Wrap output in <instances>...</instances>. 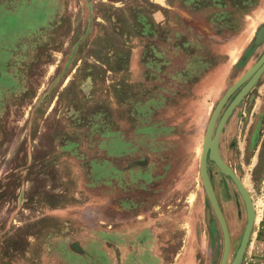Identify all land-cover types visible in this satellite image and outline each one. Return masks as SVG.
I'll use <instances>...</instances> for the list:
<instances>
[{
  "label": "rangeland",
  "instance_id": "374dc122",
  "mask_svg": "<svg viewBox=\"0 0 264 264\" xmlns=\"http://www.w3.org/2000/svg\"><path fill=\"white\" fill-rule=\"evenodd\" d=\"M262 27L264 0H0V264H221L219 128L227 264H264V72L211 127Z\"/></svg>",
  "mask_w": 264,
  "mask_h": 264
},
{
  "label": "water",
  "instance_id": "95a60500",
  "mask_svg": "<svg viewBox=\"0 0 264 264\" xmlns=\"http://www.w3.org/2000/svg\"><path fill=\"white\" fill-rule=\"evenodd\" d=\"M261 36H263V37L261 38ZM263 41H264V27H262L257 34L256 44L258 45V44L262 43ZM263 72H264V56L256 64V66L251 70V72H249L247 74V76H244L234 86H232L226 92V94L223 96V98L220 100V102H219V104H218V106H217V108H216V110L212 116L211 127H213L216 124L220 112L222 111V109L226 105L227 101L236 92V90H238L247 80L252 78L250 84H248V86L242 91V93L238 96V98L234 104L240 103L242 98L248 93V91L252 88V86H254V84L258 81V79L263 74ZM220 131H221V128H219V130H218L217 137L219 136ZM217 137H216V139H217ZM216 139L214 140V143L211 145V135L209 134L206 138V142L203 146V152H202V158H201V175H202L203 182H204V185L206 187L208 196L211 200V203H212V205H213V207H214V209H215V211L219 217V220L222 224V227H223V231L225 234V251H224V257H223L221 264H227L229 253H230V233H229L228 226H227L226 220L224 218V215L220 209V206H219L218 201L216 199V196L214 194V190L212 189V187L210 185L208 174H207V160H208V156H209V151L211 149V157H215ZM232 177L235 180V182L237 183V185L241 188V190L243 192H246V190H245L244 186L242 185V183L240 182V180L234 174H232ZM208 217H209V219L211 217L210 210H208ZM251 230H252L251 226H249L246 230L244 241H243L242 252L244 251L246 244L249 241Z\"/></svg>",
  "mask_w": 264,
  "mask_h": 264
},
{
  "label": "bare ground",
  "instance_id": "6f19581e",
  "mask_svg": "<svg viewBox=\"0 0 264 264\" xmlns=\"http://www.w3.org/2000/svg\"><path fill=\"white\" fill-rule=\"evenodd\" d=\"M263 36H261V38H262Z\"/></svg>",
  "mask_w": 264,
  "mask_h": 264
}]
</instances>
